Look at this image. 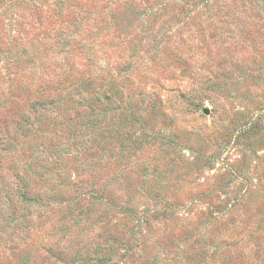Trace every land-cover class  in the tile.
Returning a JSON list of instances; mask_svg holds the SVG:
<instances>
[{"label": "rangeland", "instance_id": "rangeland-1", "mask_svg": "<svg viewBox=\"0 0 264 264\" xmlns=\"http://www.w3.org/2000/svg\"><path fill=\"white\" fill-rule=\"evenodd\" d=\"M0 264H264V0H0Z\"/></svg>", "mask_w": 264, "mask_h": 264}]
</instances>
